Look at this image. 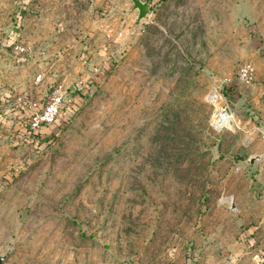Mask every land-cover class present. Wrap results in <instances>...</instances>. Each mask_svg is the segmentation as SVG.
<instances>
[{
	"label": "rangeland",
	"instance_id": "rangeland-1",
	"mask_svg": "<svg viewBox=\"0 0 264 264\" xmlns=\"http://www.w3.org/2000/svg\"><path fill=\"white\" fill-rule=\"evenodd\" d=\"M144 1L0 0L2 264H264V0Z\"/></svg>",
	"mask_w": 264,
	"mask_h": 264
},
{
	"label": "built area",
	"instance_id": "built-area-1",
	"mask_svg": "<svg viewBox=\"0 0 264 264\" xmlns=\"http://www.w3.org/2000/svg\"><path fill=\"white\" fill-rule=\"evenodd\" d=\"M157 0H151L155 2ZM23 50V48H21ZM42 75H38L37 79L40 80ZM239 79L246 85H251L255 79V67L251 62H245L241 65L239 70ZM67 94V89L63 83H59L52 91L49 100L43 105L38 107L36 104L30 114L24 117L21 122V127L25 131L36 132L43 127L53 125L61 111ZM223 113H221L222 115ZM228 115V112L224 113ZM231 118V117H230ZM229 122V120H228ZM228 122L226 124H228ZM225 124V125H226ZM261 137L264 141V126L260 129Z\"/></svg>",
	"mask_w": 264,
	"mask_h": 264
},
{
	"label": "water",
	"instance_id": "water-1",
	"mask_svg": "<svg viewBox=\"0 0 264 264\" xmlns=\"http://www.w3.org/2000/svg\"><path fill=\"white\" fill-rule=\"evenodd\" d=\"M133 2V10L138 9V20L142 21L144 18H146L150 11V3L148 1L144 0H132ZM230 127H234V124L232 121L228 123ZM4 260V257L0 256V264H2V261Z\"/></svg>",
	"mask_w": 264,
	"mask_h": 264
},
{
	"label": "bare ground",
	"instance_id": "bare-ground-1",
	"mask_svg": "<svg viewBox=\"0 0 264 264\" xmlns=\"http://www.w3.org/2000/svg\"><path fill=\"white\" fill-rule=\"evenodd\" d=\"M228 117L230 118V116L228 115ZM223 118V120L222 121H220V118L219 119H217V121H219L221 124H226L227 122H228V118H226V116H223L222 117ZM231 119V118H230ZM216 122V121H215ZM220 124V125H221ZM216 125V124H215ZM219 125V124H218Z\"/></svg>",
	"mask_w": 264,
	"mask_h": 264
},
{
	"label": "crops",
	"instance_id": "crops-1",
	"mask_svg": "<svg viewBox=\"0 0 264 264\" xmlns=\"http://www.w3.org/2000/svg\"><path fill=\"white\" fill-rule=\"evenodd\" d=\"M100 1H107V0H100ZM108 1L115 2V1H117V0H108ZM109 16H110V19L113 18V15H112V14H109ZM114 18L116 19V16H115V15H114ZM104 19H105V18H104Z\"/></svg>",
	"mask_w": 264,
	"mask_h": 264
},
{
	"label": "trees",
	"instance_id": "trees-1",
	"mask_svg": "<svg viewBox=\"0 0 264 264\" xmlns=\"http://www.w3.org/2000/svg\"><path fill=\"white\" fill-rule=\"evenodd\" d=\"M80 92H81L82 96H84V97L87 96L83 89H81Z\"/></svg>",
	"mask_w": 264,
	"mask_h": 264
}]
</instances>
